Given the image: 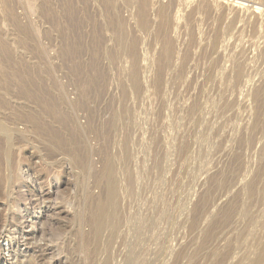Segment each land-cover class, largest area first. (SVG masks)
<instances>
[{
    "label": "rangeland",
    "instance_id": "obj_1",
    "mask_svg": "<svg viewBox=\"0 0 264 264\" xmlns=\"http://www.w3.org/2000/svg\"><path fill=\"white\" fill-rule=\"evenodd\" d=\"M0 264H264V0H0Z\"/></svg>",
    "mask_w": 264,
    "mask_h": 264
},
{
    "label": "bare ground",
    "instance_id": "obj_2",
    "mask_svg": "<svg viewBox=\"0 0 264 264\" xmlns=\"http://www.w3.org/2000/svg\"><path fill=\"white\" fill-rule=\"evenodd\" d=\"M142 3L145 4L146 3V0H142ZM1 230V229H0Z\"/></svg>",
    "mask_w": 264,
    "mask_h": 264
}]
</instances>
